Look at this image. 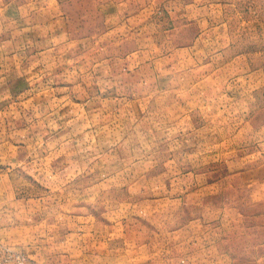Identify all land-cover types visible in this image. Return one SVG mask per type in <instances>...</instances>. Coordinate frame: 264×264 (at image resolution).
I'll return each mask as SVG.
<instances>
[{
  "label": "rangeland",
  "instance_id": "374dc122",
  "mask_svg": "<svg viewBox=\"0 0 264 264\" xmlns=\"http://www.w3.org/2000/svg\"><path fill=\"white\" fill-rule=\"evenodd\" d=\"M0 67L25 264L264 258V0H0Z\"/></svg>",
  "mask_w": 264,
  "mask_h": 264
},
{
  "label": "built area",
  "instance_id": "2783aa9c",
  "mask_svg": "<svg viewBox=\"0 0 264 264\" xmlns=\"http://www.w3.org/2000/svg\"><path fill=\"white\" fill-rule=\"evenodd\" d=\"M25 264L27 262L26 254L23 251L13 249L0 240V264Z\"/></svg>",
  "mask_w": 264,
  "mask_h": 264
},
{
  "label": "crops",
  "instance_id": "0c3cea01",
  "mask_svg": "<svg viewBox=\"0 0 264 264\" xmlns=\"http://www.w3.org/2000/svg\"><path fill=\"white\" fill-rule=\"evenodd\" d=\"M52 40H55V39L52 37L50 41H52ZM6 78H7V69L0 67V84L5 83ZM257 244H258L257 242H254L253 246L255 247ZM244 256H245L246 261H251L248 264H264V258H261L259 256L258 250H256L255 248L253 251H249L248 255L245 254ZM258 256H259V258H258ZM240 257H241V252L238 255L239 259H240ZM239 264H241V263H239Z\"/></svg>",
  "mask_w": 264,
  "mask_h": 264
}]
</instances>
